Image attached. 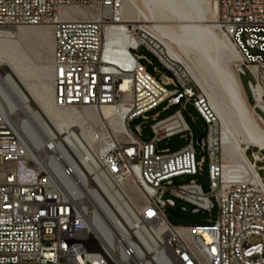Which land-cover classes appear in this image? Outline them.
Masks as SVG:
<instances>
[{
  "label": "built area",
  "instance_id": "obj_1",
  "mask_svg": "<svg viewBox=\"0 0 264 264\" xmlns=\"http://www.w3.org/2000/svg\"><path fill=\"white\" fill-rule=\"evenodd\" d=\"M122 5L123 0H0V29L51 28L56 107L124 112L119 135L92 120L88 135L81 128L59 131L45 123L40 145L29 150L0 104V264H159L163 259L264 264V148L247 146L243 164L249 172L237 168L225 175L217 117L149 29L123 22ZM73 8L87 15L71 18ZM219 24L239 54L235 66L241 81L247 72L253 78L252 102L246 96L264 130V0H219ZM107 29L127 41L120 62L103 58ZM141 47L173 76L149 74L140 62L147 58L136 53ZM180 95L182 108L190 104L208 125L200 160L193 138L176 152L157 148L178 133L193 136L181 109L162 120L153 117L150 141L141 138L140 125L135 132L130 128L159 103L174 105ZM251 148L256 149L252 160ZM206 155L211 191L196 180L176 186L177 177L201 174ZM112 195L123 211L111 202ZM167 195L202 212L217 208V219L205 226L174 225L165 214Z\"/></svg>",
  "mask_w": 264,
  "mask_h": 264
},
{
  "label": "bare ground",
  "instance_id": "obj_2",
  "mask_svg": "<svg viewBox=\"0 0 264 264\" xmlns=\"http://www.w3.org/2000/svg\"><path fill=\"white\" fill-rule=\"evenodd\" d=\"M74 12L87 15L85 9L73 8L71 18H77ZM121 13L124 23L145 25L168 58L182 67L200 89L221 127L225 175L237 168L243 173L249 172L243 164L246 161L244 151L251 144L264 148V130L247 99L240 77L231 68L240 57L229 37L220 29L219 0H123ZM127 47L121 33L106 30L105 60L122 61ZM48 75L52 80L51 87L46 86L44 92L36 93L23 78L24 70L16 49L12 45H0V104L8 122L29 150L40 145L39 128L45 123L59 131L81 128L88 135L93 129L88 121L92 120L104 123L117 135L122 133L124 112L104 107L98 112L75 113L56 107L52 66ZM128 196L134 197L131 193ZM111 202L123 211L118 196L112 195ZM159 264L170 263L163 259Z\"/></svg>",
  "mask_w": 264,
  "mask_h": 264
},
{
  "label": "rangeland",
  "instance_id": "obj_3",
  "mask_svg": "<svg viewBox=\"0 0 264 264\" xmlns=\"http://www.w3.org/2000/svg\"><path fill=\"white\" fill-rule=\"evenodd\" d=\"M72 11V10H71ZM77 17L83 16L80 12H74ZM3 32V36L0 37V45H12L16 52H18V58L22 69L24 70V80L27 85L36 93H42L45 91L46 86L51 87V77L48 75L49 69L52 65V54H53V36L50 27L44 26H19L14 28L0 29ZM7 35V36H5ZM3 41V42H2ZM136 52V51H134ZM256 53L255 50H252ZM139 55L145 56L147 59H141V64L146 68L147 72L157 79L160 78L161 74L167 76H173V73L162 66L157 57L151 53L145 47H141L139 51L136 52ZM151 62V63H150ZM236 63L231 66L232 70L236 71ZM155 67L159 70L157 72ZM29 70V71H28ZM26 71V72H25ZM51 80V81H49ZM253 80L251 74L247 72L246 75L242 76V84L246 91V95L250 102H252L251 91L249 88V81ZM174 86H167V89L171 90ZM168 102L164 101L159 103L154 108L150 109L145 113V118H140L130 123V128L132 131H136V126L140 125L143 135L142 139L145 141H150L153 137V132L151 125L155 122L153 117L156 116L157 120H162L168 116L173 115L178 110L181 109L182 115L187 122L190 132L178 133L170 138L162 139L157 143V148L159 150L168 149L170 152H176L187 146L193 138V146L197 152V160L201 159L203 155L201 151V146L198 140L203 136H207L208 125L205 123L200 114L196 111L194 107L187 104L186 108H182V105H172L167 107ZM264 120V113H262ZM219 138L221 127L218 123ZM255 148H251L247 152V156L252 160V152ZM261 165V163H259ZM260 175L264 176V170L260 171ZM192 180H196L202 185L205 192L211 191V179L209 176V159L206 155V162L203 166V171L199 175H184L182 177H177L174 180L175 185L186 184ZM134 196V193H131ZM136 197L138 196L135 194ZM166 200L173 202L174 204H168L165 207V214L168 220L177 226H205L210 225V221H215L218 216L217 208L213 209L211 212L204 211L194 213L196 210L193 205L187 203L179 198L167 195ZM254 241V240H253Z\"/></svg>",
  "mask_w": 264,
  "mask_h": 264
},
{
  "label": "water",
  "instance_id": "obj_4",
  "mask_svg": "<svg viewBox=\"0 0 264 264\" xmlns=\"http://www.w3.org/2000/svg\"><path fill=\"white\" fill-rule=\"evenodd\" d=\"M181 98H182L181 95L178 96V97L176 98V100H175L174 105H179ZM137 119H140V117H138ZM198 142H199V143L201 142V138L198 140ZM170 204H174V203H173V202H170ZM161 205H162V207H164V204H161ZM193 212H194V213H198V212H202V211L199 210V209H196V210H193Z\"/></svg>",
  "mask_w": 264,
  "mask_h": 264
}]
</instances>
